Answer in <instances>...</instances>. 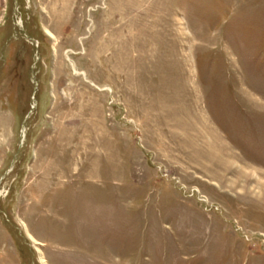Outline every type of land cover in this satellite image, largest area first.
Here are the masks:
<instances>
[{"label":"rangeland","instance_id":"374dc122","mask_svg":"<svg viewBox=\"0 0 264 264\" xmlns=\"http://www.w3.org/2000/svg\"><path fill=\"white\" fill-rule=\"evenodd\" d=\"M0 264H264V0H0Z\"/></svg>","mask_w":264,"mask_h":264}]
</instances>
